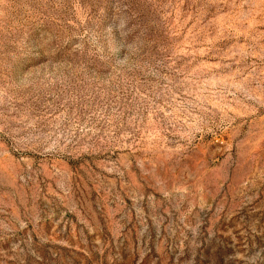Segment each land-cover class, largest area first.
Listing matches in <instances>:
<instances>
[{
	"label": "rangeland",
	"instance_id": "1",
	"mask_svg": "<svg viewBox=\"0 0 264 264\" xmlns=\"http://www.w3.org/2000/svg\"><path fill=\"white\" fill-rule=\"evenodd\" d=\"M0 264H264V0H0Z\"/></svg>",
	"mask_w": 264,
	"mask_h": 264
}]
</instances>
